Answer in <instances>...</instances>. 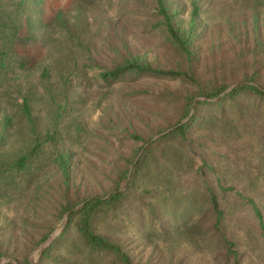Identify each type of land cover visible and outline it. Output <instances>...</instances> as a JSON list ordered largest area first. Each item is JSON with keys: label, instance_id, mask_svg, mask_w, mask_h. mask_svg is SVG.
I'll list each match as a JSON object with an SVG mask.
<instances>
[{"label": "rangeland", "instance_id": "obj_1", "mask_svg": "<svg viewBox=\"0 0 264 264\" xmlns=\"http://www.w3.org/2000/svg\"><path fill=\"white\" fill-rule=\"evenodd\" d=\"M168 1L183 26L198 2L201 79L228 89L256 72L264 84V0ZM155 22L154 0H0V264H120L87 245L79 215L70 223V212L60 231L65 206L108 197L126 168L122 185L131 184L130 194L99 212L94 229L121 243L135 263L264 264V228L248 200L264 220V98L239 96L201 111L206 122L184 143L155 139L145 147L152 144L148 170L130 183L143 149L133 135L152 139L173 127L182 108L171 93L194 90L153 76L100 80L103 69L129 56L181 61ZM228 93L198 96L187 117L198 100ZM38 142L27 168H13ZM46 234L58 235L39 249Z\"/></svg>", "mask_w": 264, "mask_h": 264}, {"label": "trees", "instance_id": "obj_2", "mask_svg": "<svg viewBox=\"0 0 264 264\" xmlns=\"http://www.w3.org/2000/svg\"><path fill=\"white\" fill-rule=\"evenodd\" d=\"M180 10H174L172 5L168 0H154V15L156 17V22L153 25L154 29H161L166 33L167 42L170 44L172 49H174L181 57V61L176 65H162L154 61L148 60L142 55L129 56L123 60L122 63L118 64L114 68L103 69L99 73L100 80L111 85L115 81L125 77L127 74H132L134 76H153L170 80H180L190 86L194 87L193 91H189L185 95H179L176 93H171L173 102H180L182 108L181 117L176 121L174 125H177L184 118L190 115L191 110L194 105V101L198 96H206L215 98L219 96L224 90L229 86L228 84L218 81L210 80L205 81L201 79L197 74V53H196V40L199 38L198 34V18L200 14V7L197 1H193L192 16L189 23L186 26L182 25V20L180 17ZM179 56V57H180ZM180 57V58H181ZM239 96H250L256 98H264V84L259 81L258 74L256 72L252 73L250 76H246L242 82L234 86L229 93L217 102H210L207 99L198 100L195 106L194 113L189 117V119L178 125L172 131L168 132L162 136L156 143H172L173 141H178L184 143L188 135L198 126L206 122V119L202 117L201 111L212 110L217 106L222 107L225 99L235 100ZM29 112V110H28ZM172 125V126H174ZM224 128L228 126L226 120L223 121ZM171 127V126H169ZM161 128L157 133L164 131L169 128ZM133 138L141 141L138 152L143 148L144 144L151 139L143 138L139 134H134ZM40 143H36L29 152L20 156L13 164V168L26 169L29 164L30 157L37 151ZM152 144L149 146L151 148ZM146 148L144 154L135 163L134 169L132 171V176L130 183H135L140 175L148 170L149 162L146 160V155L150 148ZM134 163V159L130 161V164ZM64 172L66 176V182L69 179V168L66 163H64ZM129 168L120 170L116 178V186L113 192L108 196H90L82 200L84 205L81 206L74 212H71L69 217V222L71 223L73 216L79 215L78 228L87 243V245L99 252L109 253L115 257V260L120 264H142L135 263L129 253L126 251L124 246L116 242L109 237L100 234L94 229V222L99 212H108L116 209L118 205L130 194L131 184L128 188H124L122 182L127 180L129 174ZM213 170V169H212ZM226 191H233L234 187H224ZM210 198L217 209L218 213L221 214L219 209V204L214 195L212 189L210 188ZM248 200L253 204L256 214L259 218L261 226L264 228L263 214L259 207L256 205L253 199L248 198ZM73 205H67L63 208L62 213L70 210ZM69 223V224H70ZM69 225L66 229H68ZM67 231V230H66ZM50 234H46L42 241L44 242ZM227 240V239H226ZM227 243L231 246V250L234 246V242L227 240ZM47 249L44 250V253ZM6 264H16L13 261H8ZM29 264V263H21Z\"/></svg>", "mask_w": 264, "mask_h": 264}, {"label": "water", "instance_id": "obj_3", "mask_svg": "<svg viewBox=\"0 0 264 264\" xmlns=\"http://www.w3.org/2000/svg\"><path fill=\"white\" fill-rule=\"evenodd\" d=\"M238 84H239V83H237V84H235V85H232L231 87H229L228 89H226V91L223 92L220 96L226 94V93L229 92L234 86H236V85H238ZM205 98H206V97H205ZM207 99H209V98H207ZM188 119H189V117L185 118L184 120H182L181 122H179L177 125H175V126L169 128V129H167V130L161 132L160 134H157L156 136H154L150 141H148V142L145 144V146L143 147V149H142V150L140 151V153L138 154V156H137L135 162H137V160L139 159V157H140L141 154L143 153V150L145 149V147H147V146H148L150 143H152L155 139L159 138L160 136H162V135L168 133L170 130L174 129L176 126L181 125L182 123L186 122ZM79 206H80V205H77V206L73 207L72 209H70V210L66 213L64 226H63V228H62V230H61L60 232H62V231L64 230V228H65V226H66V224H67V221H68V217H69L70 212L76 210ZM60 232H59V233H60ZM59 233H58V234H59ZM58 234L49 236L44 242H42V243L40 244V246H39L38 248H39V249H43L46 245H48L50 242H52L53 239H54ZM6 261H13V262H15L16 264H19L16 260H14V259H10V258H6Z\"/></svg>", "mask_w": 264, "mask_h": 264}]
</instances>
